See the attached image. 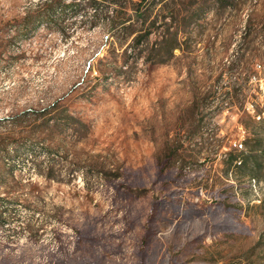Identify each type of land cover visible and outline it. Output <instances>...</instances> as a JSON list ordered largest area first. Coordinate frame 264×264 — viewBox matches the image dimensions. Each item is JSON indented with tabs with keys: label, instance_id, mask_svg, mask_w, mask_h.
<instances>
[{
	"label": "rangeland",
	"instance_id": "374dc122",
	"mask_svg": "<svg viewBox=\"0 0 264 264\" xmlns=\"http://www.w3.org/2000/svg\"><path fill=\"white\" fill-rule=\"evenodd\" d=\"M55 1L0 0V264H264V0Z\"/></svg>",
	"mask_w": 264,
	"mask_h": 264
},
{
	"label": "trees",
	"instance_id": "16d2710c",
	"mask_svg": "<svg viewBox=\"0 0 264 264\" xmlns=\"http://www.w3.org/2000/svg\"><path fill=\"white\" fill-rule=\"evenodd\" d=\"M60 0L58 1H55V2H52L50 3V7H55L57 5V2H59ZM97 0H89V3H87V6H94L93 3H96ZM141 1H145V0H141ZM219 2L222 3V1H227V0H218ZM224 3V2H223ZM59 6H64L63 3H58ZM68 5V4H67ZM75 7L78 6L77 5H74ZM198 7H195L194 8V11H192V15L193 17H195L197 14H198ZM108 18H106L107 20ZM128 20V19H127ZM125 28H127V26H124ZM151 34V30L149 29L148 31H146L144 34H143V37L145 39H148L149 38V35ZM177 31H172L170 30V27H166L164 30H161L158 34V39H156L152 44H151V47L149 48V50H147L149 53L148 55H150V57H156L154 51L158 50L160 51L161 53H164L166 52V55H167V59L168 57L171 56V53H172V49H175L177 48L178 44H177ZM138 54L136 56H139L143 53L144 49L143 48H138ZM160 54V53H159ZM158 61V60H156ZM162 61H166V60H162Z\"/></svg>",
	"mask_w": 264,
	"mask_h": 264
},
{
	"label": "built area",
	"instance_id": "2783aa9c",
	"mask_svg": "<svg viewBox=\"0 0 264 264\" xmlns=\"http://www.w3.org/2000/svg\"><path fill=\"white\" fill-rule=\"evenodd\" d=\"M254 74L250 77L249 81L253 85V91L257 97V102L262 112H264V61H258L254 64ZM252 113H255L253 104H250ZM256 118L260 119L261 115L256 113Z\"/></svg>",
	"mask_w": 264,
	"mask_h": 264
}]
</instances>
